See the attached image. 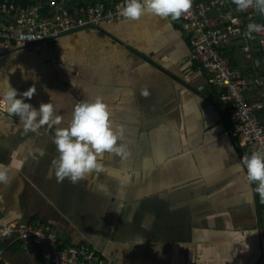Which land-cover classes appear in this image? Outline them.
Instances as JSON below:
<instances>
[{"label": "crops", "instance_id": "1", "mask_svg": "<svg viewBox=\"0 0 264 264\" xmlns=\"http://www.w3.org/2000/svg\"><path fill=\"white\" fill-rule=\"evenodd\" d=\"M101 32L61 38L58 65L0 41V82L19 93L35 84L25 102L52 103L61 127L77 103L102 97L129 152L126 160L105 153L108 172L57 183L55 128L24 134L4 113L0 165L11 179L0 184V226L39 220L62 246L90 245L105 264H264V199L244 170L231 171L241 155L219 91L189 60L178 24L143 15ZM20 66L38 79L24 81ZM7 243L0 264H40V247Z\"/></svg>", "mask_w": 264, "mask_h": 264}, {"label": "built area", "instance_id": "2", "mask_svg": "<svg viewBox=\"0 0 264 264\" xmlns=\"http://www.w3.org/2000/svg\"><path fill=\"white\" fill-rule=\"evenodd\" d=\"M125 2L0 0V41L8 52L44 51L58 65L56 46L61 38L89 30L102 35V25L126 19L120 15ZM172 19L187 37L189 60L219 91L228 134L235 138L241 158L264 152V30L251 38L246 35L250 23L264 25V14L255 7L240 11L233 0H192L187 13ZM229 50L240 56L237 69L228 61ZM2 242L40 247V264H105L90 245L62 246L39 220L0 226Z\"/></svg>", "mask_w": 264, "mask_h": 264}, {"label": "clouds", "instance_id": "3", "mask_svg": "<svg viewBox=\"0 0 264 264\" xmlns=\"http://www.w3.org/2000/svg\"><path fill=\"white\" fill-rule=\"evenodd\" d=\"M233 2L240 11L255 7L264 14V0ZM191 3L192 0H126L120 9V15L133 21L143 15L179 18L189 11ZM247 27L246 35L249 38L252 33L264 30V25L260 24L250 23ZM20 69L23 70V73L21 70L20 72L24 81L38 79L35 75L34 78L28 75L29 72L34 73L33 71H26L22 66ZM35 93V84L19 93L7 78L0 82V113L18 117V127L22 126L24 134L37 133L44 126L55 128L52 143L58 155L51 165L57 183L67 180L76 184L93 173L108 172L109 169L101 163L105 153L121 160L127 159V146L120 143L124 135L123 128L114 124L111 110L102 97L96 96L94 99L77 103L73 107L69 123L61 127L63 117L57 113L52 103H41L37 108L25 102L31 100ZM142 94L147 96L149 92L145 89ZM241 170L245 171L248 185H255V194L264 199V152L257 150L251 155H245L231 169L234 173ZM10 172L9 167L0 165V184L10 182Z\"/></svg>", "mask_w": 264, "mask_h": 264}, {"label": "rangeland", "instance_id": "4", "mask_svg": "<svg viewBox=\"0 0 264 264\" xmlns=\"http://www.w3.org/2000/svg\"><path fill=\"white\" fill-rule=\"evenodd\" d=\"M227 58H228V61L231 62V66L233 67V65L236 63V62H240V56L237 52H232V51H228L227 52ZM236 61V62H235ZM234 68V67H233Z\"/></svg>", "mask_w": 264, "mask_h": 264}]
</instances>
